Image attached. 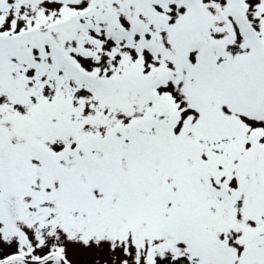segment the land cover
<instances>
[{
	"label": "snow or ice",
	"instance_id": "6c2138e0",
	"mask_svg": "<svg viewBox=\"0 0 264 264\" xmlns=\"http://www.w3.org/2000/svg\"><path fill=\"white\" fill-rule=\"evenodd\" d=\"M0 264H264V0H0Z\"/></svg>",
	"mask_w": 264,
	"mask_h": 264
}]
</instances>
